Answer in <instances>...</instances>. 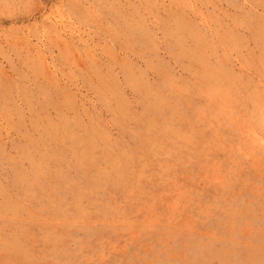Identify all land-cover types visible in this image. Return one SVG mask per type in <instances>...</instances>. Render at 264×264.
<instances>
[{"label": "rangeland", "instance_id": "374dc122", "mask_svg": "<svg viewBox=\"0 0 264 264\" xmlns=\"http://www.w3.org/2000/svg\"><path fill=\"white\" fill-rule=\"evenodd\" d=\"M0 264H264V0H0Z\"/></svg>", "mask_w": 264, "mask_h": 264}, {"label": "bare ground", "instance_id": "6f19581e", "mask_svg": "<svg viewBox=\"0 0 264 264\" xmlns=\"http://www.w3.org/2000/svg\"><path fill=\"white\" fill-rule=\"evenodd\" d=\"M191 3V2H190Z\"/></svg>", "mask_w": 264, "mask_h": 264}]
</instances>
